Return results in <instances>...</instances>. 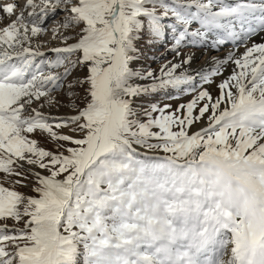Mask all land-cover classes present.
Listing matches in <instances>:
<instances>
[{
  "label": "snow or ice",
  "instance_id": "obj_1",
  "mask_svg": "<svg viewBox=\"0 0 264 264\" xmlns=\"http://www.w3.org/2000/svg\"><path fill=\"white\" fill-rule=\"evenodd\" d=\"M0 264H264V0H0Z\"/></svg>",
  "mask_w": 264,
  "mask_h": 264
},
{
  "label": "rangeland",
  "instance_id": "obj_2",
  "mask_svg": "<svg viewBox=\"0 0 264 264\" xmlns=\"http://www.w3.org/2000/svg\"><path fill=\"white\" fill-rule=\"evenodd\" d=\"M53 43H55V41H53Z\"/></svg>",
  "mask_w": 264,
  "mask_h": 264
}]
</instances>
